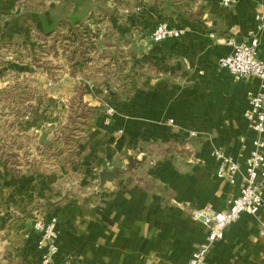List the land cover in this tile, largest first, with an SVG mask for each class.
I'll list each match as a JSON object with an SVG mask.
<instances>
[{"label":"crops","instance_id":"0c3cea01","mask_svg":"<svg viewBox=\"0 0 264 264\" xmlns=\"http://www.w3.org/2000/svg\"><path fill=\"white\" fill-rule=\"evenodd\" d=\"M261 2L223 7L220 0H0V135L16 144L18 130L30 132L38 117L35 98L5 94L21 81L28 86L36 78L43 102L56 99L63 106L83 87L79 101L95 108L93 126L76 148L72 182L35 174L0 178V264H39V235L32 230L38 212L57 217L59 264H188L206 234L193 214L225 211L242 186L240 175L234 184L216 177L210 151L221 148L244 167L239 153L248 154L255 133L243 111L259 81H236L218 60L231 52L227 37L249 41ZM161 20L184 27V34L152 42ZM67 21H81L93 34L89 70L83 72L94 78L82 71L70 75L63 58L52 77L35 73L29 62L37 39L66 35L61 22ZM258 37L256 57L264 59V25ZM153 44L162 45L173 72L131 63ZM131 74L138 77L123 78ZM113 169L119 176L101 186L99 173ZM261 193L264 198V187ZM262 222L264 210L241 214L201 264H264Z\"/></svg>","mask_w":264,"mask_h":264},{"label":"built area","instance_id":"2783aa9c","mask_svg":"<svg viewBox=\"0 0 264 264\" xmlns=\"http://www.w3.org/2000/svg\"><path fill=\"white\" fill-rule=\"evenodd\" d=\"M235 1L220 0V4L228 7ZM255 20V29L248 32L249 41L244 42L232 36L227 37L225 43L231 47V52L218 60L219 66L226 69L236 81L247 77L259 81L258 90L248 92V106L243 111L248 127L255 133L251 141V149L246 156L239 153V157H243V168L238 160L225 153L223 149L214 147L210 151L216 164V177L234 184L236 176L240 175L242 186L237 195L227 199L225 211L198 210L193 214V217L201 220L206 227V234L204 240L192 253L188 264H201L212 245L223 238L229 225L241 214L256 215L259 210H264V198L261 193L264 187V59L256 57V47L259 43L258 32L264 25L263 2L257 5ZM184 32L185 29L182 26H171L165 21H160L152 30L150 38L154 43H165L179 39ZM112 112L113 109L109 108L108 113ZM262 225L264 233V222ZM32 230L39 235L35 246L39 264H59L56 260L59 250L57 217L54 215L49 218L40 216L34 219ZM28 235L27 231L23 236L27 238Z\"/></svg>","mask_w":264,"mask_h":264},{"label":"rangeland","instance_id":"374dc122","mask_svg":"<svg viewBox=\"0 0 264 264\" xmlns=\"http://www.w3.org/2000/svg\"><path fill=\"white\" fill-rule=\"evenodd\" d=\"M33 1L39 4L43 3V0H29V4ZM173 1L175 0H170V2ZM197 12H200V10ZM165 16L167 15L165 14ZM89 29L85 40L74 38V35L70 31L66 32L68 36L65 40L59 38V40L53 41L49 39L50 41L47 42L44 39L38 38L33 55L29 57V62L33 65L34 72H46L51 77L55 76L59 72L57 70L61 68L58 65V60L63 58L70 75L79 76V71H82L81 75L92 76L91 73H86L87 71L83 72V70L89 67L87 64L91 60L89 52L94 47L92 44L93 40L91 39L93 38V34ZM59 51L62 57L59 55ZM116 57L119 58L120 54L113 55L114 60ZM22 59L25 60L24 57ZM104 59L105 55L94 60L102 62ZM137 59H132L131 63L139 69V67L143 66L142 64L134 63ZM33 77L37 76L34 75ZM92 77L94 78V76ZM126 77L132 78L138 77V75H125L123 78L125 79ZM31 81H28V86L24 83L22 85L21 81L19 82L21 84L16 85L5 93L7 95L12 94L17 100L35 98L32 109L38 117H33L32 129L28 126L30 132L20 133V130H18L16 144L12 141V145L10 146L8 136L0 135V178L10 174L15 176L35 174L38 177L46 176L50 180L49 182H53L54 180L58 183L72 182L75 179V175L71 167L75 163L76 148L85 139L93 126L92 116L95 114V108L86 105L81 100L79 101V95L84 91L83 87L78 88L76 94L66 103L67 105L63 106L61 102L57 103L56 99L54 101L43 102L44 98L42 99L40 90L35 87L36 78L31 79ZM114 87L118 90V87ZM23 102L19 101L18 104L20 105ZM30 105L28 104V107ZM22 108L24 107L22 106ZM22 108L20 110L24 111ZM42 111L46 112L44 119L39 117ZM42 132H46L47 139L57 144L43 145L39 140V134ZM3 133L5 134V132ZM35 215L37 216L33 220L40 216L45 217L42 215V212H38Z\"/></svg>","mask_w":264,"mask_h":264},{"label":"trees","instance_id":"16d2710c","mask_svg":"<svg viewBox=\"0 0 264 264\" xmlns=\"http://www.w3.org/2000/svg\"><path fill=\"white\" fill-rule=\"evenodd\" d=\"M95 12H96V10H95ZM65 14L67 15V13H65ZM165 19H167V18H165ZM161 21L166 22V20H161ZM169 22H170L169 23L170 25L174 26V24H172L171 21H169ZM61 23L63 25L62 28H65L67 31H70L74 35V38L81 39V40L86 39V36L88 34V29H89V26H87L86 24H82L81 21H77L76 23L67 21V24H66V22H61ZM75 24H77V25H75ZM47 32H52V30L51 29L49 31L47 30ZM49 34L50 33H47V35H49ZM67 36L68 35L62 36L56 32L54 34V40H57L58 38L65 40V38H67ZM166 47H167V44H166ZM134 63L135 64H141V63L148 64L152 68H154L156 72H165L166 73V72H173L174 71L173 67L169 63L168 55L164 52L162 45L153 44L151 46L149 52L146 55L138 58L136 62L134 61ZM135 87H136V84L134 82L129 87V91H127V93L131 92V90H133Z\"/></svg>","mask_w":264,"mask_h":264},{"label":"water","instance_id":"95a60500","mask_svg":"<svg viewBox=\"0 0 264 264\" xmlns=\"http://www.w3.org/2000/svg\"><path fill=\"white\" fill-rule=\"evenodd\" d=\"M39 140L43 143V145H52V144H57L54 141L47 139V134L46 132H42L39 135ZM119 170L118 169H113L112 171H101L99 173V181L100 185L103 186L107 181H111L119 176Z\"/></svg>","mask_w":264,"mask_h":264}]
</instances>
